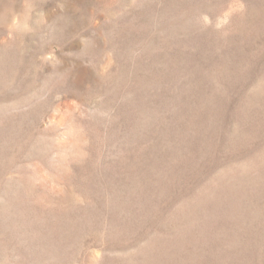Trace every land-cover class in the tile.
<instances>
[{
	"label": "rangeland",
	"instance_id": "374dc122",
	"mask_svg": "<svg viewBox=\"0 0 264 264\" xmlns=\"http://www.w3.org/2000/svg\"><path fill=\"white\" fill-rule=\"evenodd\" d=\"M0 264H264V0H0Z\"/></svg>",
	"mask_w": 264,
	"mask_h": 264
}]
</instances>
